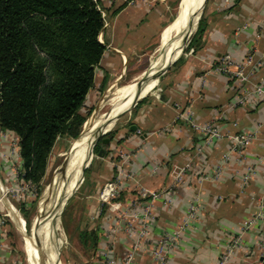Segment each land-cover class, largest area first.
<instances>
[{"label":"crops","instance_id":"obj_1","mask_svg":"<svg viewBox=\"0 0 264 264\" xmlns=\"http://www.w3.org/2000/svg\"><path fill=\"white\" fill-rule=\"evenodd\" d=\"M97 1L104 20L99 40L106 47L103 66L107 71L114 65L125 67L127 59L145 55L155 46L174 0L133 4L131 0ZM201 28L196 47H189L163 75L155 91L135 106L129 124L113 131L103 157L91 161L75 190L73 215L76 208L83 215L77 218L75 239L80 249L91 252V264H105V254L115 264H122L132 250L134 240L126 233L125 219L117 211L111 212L109 204L101 203L98 197L104 184L116 177L117 165L127 178L111 204H119L122 211L133 202L146 201L142 190L164 192L172 199L171 204L162 200L152 206L153 219L145 241L149 249L158 248L162 236L181 224L190 203L195 197L199 199L196 219L175 245L163 248V264H217L228 241L241 232L242 223L259 214L262 218L244 232L230 264H264V99L256 97L228 109L245 85L215 68L225 54L241 62L248 54L256 57L264 51V0H207ZM261 79L264 63L256 69L251 83L258 84ZM186 110L192 111L198 124L213 122L224 133L255 136L245 158L236 161L232 156L216 181L211 178L222 155L229 151V142L215 140L197 154L204 138L180 118ZM119 152L130 154V159L121 163ZM186 162H191V167L177 185L171 169ZM6 165L4 170L8 171ZM251 166L255 173L243 185L242 177ZM84 232L95 234L94 249L90 241L80 238ZM132 264L161 263L149 251H140Z\"/></svg>","mask_w":264,"mask_h":264},{"label":"trees","instance_id":"obj_2","mask_svg":"<svg viewBox=\"0 0 264 264\" xmlns=\"http://www.w3.org/2000/svg\"><path fill=\"white\" fill-rule=\"evenodd\" d=\"M201 22L188 48L196 47ZM103 28L97 0H0V132L17 137L13 163L22 183L38 186L56 142L77 139L92 113L86 98L97 72L100 90L108 76ZM112 137L98 141L97 154ZM80 238L97 245L92 232Z\"/></svg>","mask_w":264,"mask_h":264},{"label":"rangeland","instance_id":"obj_3","mask_svg":"<svg viewBox=\"0 0 264 264\" xmlns=\"http://www.w3.org/2000/svg\"><path fill=\"white\" fill-rule=\"evenodd\" d=\"M181 1L182 0H174L171 4V8L167 12V21L164 24L163 29L158 36L157 43L153 48H151L145 55L137 54L134 57L127 59L125 67L119 65L108 67L107 71H105V74L108 75L107 82L103 90H100V83L104 74H102L100 71L97 72L95 78V86L89 92L86 98V110L88 111L91 109L92 113L83 125L84 130L88 128V126L90 127L93 125L94 129L98 128L96 126V119H93V117L94 115H96L97 111L101 109L100 106L102 105L103 101L108 99V103L109 100L113 97L115 99L117 95L121 93L122 87L126 86L127 84L131 85L133 82H135L138 79L137 75L154 65L158 60L161 59L163 54H166L165 60H170L169 55L175 53L178 47V44L176 43L179 39H175L174 41H172L171 44H169V47L166 48V50H164V48L166 46L168 38L170 37L174 29H176L175 27H177L180 23L179 6ZM201 1L202 0H199V4L201 3ZM199 22L197 23L194 32L190 34V42L198 29ZM187 50L188 45L184 53L180 57H182L187 52ZM166 66L167 64L158 69H163ZM171 67L172 66H170L167 71L171 69ZM154 82L152 83V85L154 84ZM158 84L159 82L157 83V86ZM116 89L117 92L115 96H112V93H114ZM155 89L152 91V93L155 91ZM109 93H111V96L109 95L110 97L107 96V94ZM150 95H147L146 97H149ZM128 107H130V105ZM128 107H125L121 112L125 111V109ZM111 108L112 104L109 102V104L103 106L100 112L101 114L108 113ZM134 109L135 107L126 111L120 118L116 120L115 124L113 125V120L119 113L116 114L114 119L112 120L111 127H113L111 128L110 132L102 136L101 139L107 137L109 133L119 129L123 125H128L129 117L133 113ZM83 127L81 133L84 131ZM88 137L89 136H84L82 138L86 140L88 139ZM92 138L93 136L89 138L90 141H88V144L91 143ZM78 139L79 138L75 140L69 138H60L56 142L55 147L49 157L47 170L39 185L36 186L30 184V187L27 190L21 191L19 190L22 187V182L18 178L19 171L15 167V164H8L9 162L12 163V161H17L19 159L16 149L17 139L14 135H11L9 133L0 135V264H28L26 254L23 250V235L18 228L17 219L19 218L23 221L25 234H27L29 237L37 234V231L39 229L37 224L38 221L41 220L42 214L44 212L43 207L45 204V195L48 192L50 185L52 184L53 178L60 172L59 169L61 168V166L64 163L65 165L69 163L72 155L74 154V151H76L77 148L76 147L71 153L73 144ZM3 143H6V146H2L1 144ZM3 147L6 148L5 152L2 151L3 149H5ZM97 158L98 155L94 148L92 160H96ZM6 162V167L9 166V168H7L8 171L4 170L6 168H4L3 166ZM80 170L81 167L69 176L68 179L70 180L67 182V186H71ZM67 195L65 196V198L67 197ZM73 195L75 196V194ZM74 196L70 198L69 202L64 207L61 213L60 220L56 216V220L53 222L51 237L57 228V234L53 249L54 258H56V261L58 260L59 264H91V259H89L91 256V252L80 249L76 241L78 230L76 228L77 218H81L83 215L79 213L80 209L77 208L75 210V216L73 215L75 209V206H73L72 204ZM64 199H60L59 209L61 208ZM59 209L57 211V214L59 212ZM74 219L75 222H73ZM57 239L58 242L56 243ZM80 254H82V257Z\"/></svg>","mask_w":264,"mask_h":264},{"label":"built area","instance_id":"obj_4","mask_svg":"<svg viewBox=\"0 0 264 264\" xmlns=\"http://www.w3.org/2000/svg\"><path fill=\"white\" fill-rule=\"evenodd\" d=\"M138 1L143 0H131L130 3L133 4ZM263 63L264 51L256 57L252 54H248L241 62L235 61L229 54H225L217 60L215 68L218 73L224 76H229L242 85H245V88H242L241 93L237 99L229 105L228 109L241 107L249 100L256 97L264 99V79H261L258 84L251 83V79L256 69ZM180 118L191 129L202 135L204 138V144L197 151V154L201 153L204 147L215 140L224 139L229 142V151L222 155L221 164L217 166L214 174L212 175L211 179L214 181L220 178L223 166L231 159L232 156L236 158V161H242L245 158V151L255 138L252 133H224L213 122L198 124L194 121L193 113L190 110L184 111L180 115ZM118 157L119 161L124 163L130 159L131 155L125 152H119ZM257 162H260V160H257ZM116 167V177L112 181L104 184L98 197L101 203L109 204L111 212L117 211L125 219L126 233L134 240L132 250L123 260L122 264H132L135 253L140 251H149L154 259L163 264L165 261L163 248H170L175 245L184 231L189 228L191 223L196 219L199 199L198 197H195L192 203H190L182 223L175 227L171 232L165 233L162 236L159 240L157 246L158 248L149 249L148 245L145 244V241L149 233V223L153 219L152 206L155 202L162 200H164V203L171 204L172 199L170 198V195L165 197L166 194L164 192H150L142 190V194L145 196L146 201L142 204L133 202L129 209L122 211L119 204H111L112 199L117 194L118 189L123 183V178H127V176L121 171V166L117 165ZM190 167L191 162H186L183 165H175L172 167L171 174L175 184L178 185L183 182L184 176ZM254 173V167L251 166L247 168L246 173L242 177L243 185L248 183ZM30 184V182L22 183V187L19 190H27L30 187ZM261 218L262 216L259 214L242 223L241 232L228 241V244L220 253L217 264H230L235 253L241 247L244 232L255 226L257 221ZM104 258L106 259L105 264H115L113 260L106 257V254Z\"/></svg>","mask_w":264,"mask_h":264},{"label":"bare ground","instance_id":"obj_5","mask_svg":"<svg viewBox=\"0 0 264 264\" xmlns=\"http://www.w3.org/2000/svg\"><path fill=\"white\" fill-rule=\"evenodd\" d=\"M179 7L180 23L177 27H175L176 29H174V31L168 38V41L164 48V50H166V48L169 47V44H171L172 41H174L175 39H179L176 43L178 44V47L175 53L169 55L170 60H165L166 54H163L161 59L158 60L154 65L138 74V79L135 82H133L131 85L127 84L126 86L122 87L121 93L117 95L115 99L113 97L109 100V102L112 104V108L108 113L101 114L100 112L103 106L109 104V102L107 103L108 99L102 102V105L100 106L101 109L97 111L96 115H94L93 117V119H96V126L98 128L94 129V125L92 124L93 126H88V128L83 131L81 137L73 144L71 153L76 147L77 148L76 151H74V154L72 155L69 163H67L63 167L62 171L56 174V176L53 178L52 184L50 185V188L45 195V204L43 207L44 212L42 214L41 220H39L37 224L39 228L37 234L29 237L24 233L23 221L19 218L17 219L18 228L23 235V250L26 254L28 264H57L56 260L54 262L53 250L57 228L51 237L53 222L56 220V216L59 219V213L61 212L66 198L69 197L71 191L75 190L76 184L81 177V170L75 177V180L72 182L71 186H67V182L70 180L68 179L69 176L72 175L78 168H82L85 166L87 159H89L90 156L93 141L101 132L112 125V120L114 119L115 115L120 113L125 107L131 105V102L134 100L137 93H140L139 97L143 98L153 91V89L157 85V78H155V82L153 80L148 84L147 78L149 77V73L152 70H157L165 64H167V66L171 64L181 54V50L187 43L188 37L194 32L198 21V11L200 7L199 0H182ZM153 82L154 84L152 85ZM150 86V90L146 93L147 89ZM117 89L114 93H112V96H115ZM110 94L111 93L107 94V96L110 97ZM84 136L89 137L85 140L84 138H82ZM92 136L93 138L91 139V143L88 144V141H90L89 138H91ZM65 192L66 194L64 195ZM66 195L67 197L65 198ZM61 197L62 199H65L61 208L59 209V201ZM58 209L59 212L57 214Z\"/></svg>","mask_w":264,"mask_h":264},{"label":"water","instance_id":"obj_6","mask_svg":"<svg viewBox=\"0 0 264 264\" xmlns=\"http://www.w3.org/2000/svg\"><path fill=\"white\" fill-rule=\"evenodd\" d=\"M207 3V0H202L201 3H200V7H199V11H198V21L197 23L199 22L201 16H202V13H203V10L205 8V5ZM190 39H191V36L188 37V40H187V43L185 44V46L182 48L181 50V54L171 63L169 64L165 69H157V70H152L150 73H149V77L147 78V83H151L153 80H155V78H157V83L159 82L160 78L167 72V69L172 66L179 58L180 56L184 53L185 49L187 48V45H189V42H190ZM154 72V73H153ZM143 88V87H141ZM139 88V89H141ZM140 93H137L136 97L134 98V100L132 101L130 107L126 108L125 111L119 113L116 118L113 120V125L115 124L116 120L118 118H120L126 111L132 109L133 107H135L140 101H142L145 97L143 98H140ZM113 127V126H112ZM111 126L109 128H107L106 130H104L103 132H101L96 138L95 140L93 141L92 143V148H91V151H90V156H89V159L87 161V164L81 168V180L79 181V183H77L76 185V188L75 190L78 188V186L81 184L82 180H83V175L85 173V171L89 168L90 164H91V161H92V157H93V151H94V148L96 146V144L98 143V141L101 139L102 136H104L105 134H107L108 132H110ZM83 130H84V127H83ZM83 133V132H82ZM82 133H80L79 137H81ZM103 154H104V151L103 150H100L98 152V157H103ZM65 166V163L61 166V168L59 169V171H61L63 169V167ZM75 190H73L71 192V194L69 195V197L66 198L65 202H64V205L61 209V212L59 213V219L61 217V213L64 209V207L66 206V204L69 202L70 198L73 196V194L75 193ZM264 262V261H263ZM57 264H59L58 260H57Z\"/></svg>","mask_w":264,"mask_h":264}]
</instances>
